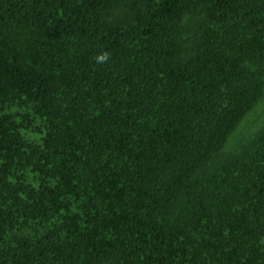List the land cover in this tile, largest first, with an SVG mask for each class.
Listing matches in <instances>:
<instances>
[{"label":"trees","instance_id":"trees-1","mask_svg":"<svg viewBox=\"0 0 264 264\" xmlns=\"http://www.w3.org/2000/svg\"><path fill=\"white\" fill-rule=\"evenodd\" d=\"M263 95L264 0H0V264H264Z\"/></svg>","mask_w":264,"mask_h":264},{"label":"rangeland","instance_id":"rangeland-1","mask_svg":"<svg viewBox=\"0 0 264 264\" xmlns=\"http://www.w3.org/2000/svg\"><path fill=\"white\" fill-rule=\"evenodd\" d=\"M264 121V95L256 101L236 122L227 136V143L232 144L237 137L249 135Z\"/></svg>","mask_w":264,"mask_h":264},{"label":"clouds","instance_id":"clouds-1","mask_svg":"<svg viewBox=\"0 0 264 264\" xmlns=\"http://www.w3.org/2000/svg\"><path fill=\"white\" fill-rule=\"evenodd\" d=\"M108 59H109L108 52H103L101 54H98L96 57H94V60L97 64H104L108 61Z\"/></svg>","mask_w":264,"mask_h":264}]
</instances>
